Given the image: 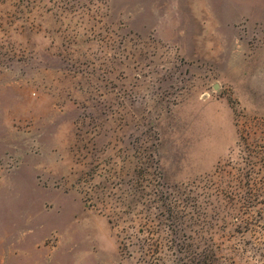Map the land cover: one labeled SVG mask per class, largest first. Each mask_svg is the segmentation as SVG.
I'll return each mask as SVG.
<instances>
[{"label":"rangeland","instance_id":"obj_1","mask_svg":"<svg viewBox=\"0 0 264 264\" xmlns=\"http://www.w3.org/2000/svg\"><path fill=\"white\" fill-rule=\"evenodd\" d=\"M167 215L264 264V0H0V264Z\"/></svg>","mask_w":264,"mask_h":264},{"label":"trees","instance_id":"obj_2","mask_svg":"<svg viewBox=\"0 0 264 264\" xmlns=\"http://www.w3.org/2000/svg\"><path fill=\"white\" fill-rule=\"evenodd\" d=\"M172 219L175 217L168 215L148 218L141 230L128 236L123 246L136 264H246L243 251L233 243L226 244L216 232L174 230L166 226Z\"/></svg>","mask_w":264,"mask_h":264}]
</instances>
